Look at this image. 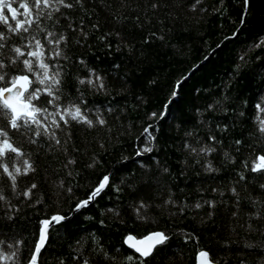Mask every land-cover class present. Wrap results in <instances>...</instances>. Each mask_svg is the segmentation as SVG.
<instances>
[{"label":"trees","instance_id":"1","mask_svg":"<svg viewBox=\"0 0 264 264\" xmlns=\"http://www.w3.org/2000/svg\"><path fill=\"white\" fill-rule=\"evenodd\" d=\"M28 2L31 6V0ZM152 2L85 0L87 14L79 8L65 11L74 27L83 18L86 36L67 29L63 19L62 27L55 29L65 30L68 37L66 91L72 90L75 77L83 78L91 68L104 75L112 95H92L81 86L89 105L103 112L106 126L88 129L73 122L70 139L58 133L62 144L51 150L47 143L36 149L19 141L32 153L36 172L21 178L18 190L23 191L32 182L37 187L30 197L17 199L5 182V195L21 211L14 221L7 222L6 209L0 206V239H22V258L34 242L39 221L60 212L67 219L51 228L49 242L42 250L43 264H57L58 257L64 258V264H74L77 240L84 243V255H89L90 234H95L116 257L114 264H120L123 256L134 252L124 243L125 236L142 237L152 230H164L170 237L152 264H195L196 253L202 248L210 250L218 264H261L264 259V205L254 206L249 199L264 200V190L258 187L264 176L249 172L245 181L236 183L241 161L252 158L253 150L258 153L264 148V144L249 138L256 124L255 105L264 104V51L251 48L257 36H264V0H250L247 12L241 0H223V7L220 0H202L196 11L190 10L195 0H156L160 5L157 10L150 7ZM214 7L220 11H213ZM204 8L207 11H201ZM113 13L127 18L118 21ZM242 17L245 24L239 22ZM97 22L98 27L93 29L92 24ZM44 23L51 27V21ZM0 30H4L3 25ZM161 35L163 40L159 39ZM245 51L246 63L236 73L239 56ZM226 95L229 99L218 107H227V113L204 110L208 102ZM108 107L113 108L111 113L106 111ZM240 111L245 113L243 117L238 115ZM152 112L160 115L153 118ZM201 121L213 129L216 124H228L229 128L215 131L222 144L216 146V152L206 157L202 154L201 164H195L182 145L185 140L195 144L193 138L185 136L186 131H195L207 142L209 129ZM148 125L152 127L145 134ZM149 135L156 137L151 141L153 150L144 153ZM235 139L242 140L239 152L235 151ZM138 149L141 155L136 154ZM223 151L230 152L235 162H226ZM69 159L75 163L69 164ZM205 159L217 171H205L201 166ZM163 167L169 169L168 174L160 171ZM145 173V179L151 177L152 187L139 182ZM132 174L137 181L135 190L125 188L114 193L106 189L76 211V202L86 199L104 175L119 183ZM232 187L239 193L238 206ZM169 191L176 204L158 207ZM140 197L151 205L147 220L138 219L131 207ZM37 200L40 202L35 203ZM207 200L214 201V206L205 204ZM197 202L202 205L199 209L192 207ZM181 204L188 206L183 212L178 211ZM110 208L114 211L108 212ZM257 211L260 216L253 215ZM208 212H212L210 219ZM185 233L193 238L185 241ZM91 264L108 262L93 257Z\"/></svg>","mask_w":264,"mask_h":264},{"label":"snow or ice","instance_id":"2","mask_svg":"<svg viewBox=\"0 0 264 264\" xmlns=\"http://www.w3.org/2000/svg\"><path fill=\"white\" fill-rule=\"evenodd\" d=\"M14 3H17V6H14ZM101 3H104V0H101ZM201 3L202 0H195L190 10L196 11L197 5ZM107 6L111 7V5ZM121 6L125 5L122 4ZM220 6L223 7V0H220ZM150 7L157 10L160 5L156 0H153ZM241 7L245 12L249 11L250 0H241ZM76 8L87 14L85 0H31V6L28 0H0V25L4 26V30H0V202H2L0 206L6 209L4 219L7 222L14 221L15 215L21 209L12 203L9 196L5 195V182L12 197L17 199L20 196L30 197L32 190L37 187L36 183L32 182L23 191L18 190L20 179L27 177L29 173L35 174L36 172V161L33 159L32 153L24 149L23 143L19 142L20 140L35 146L36 149L47 143L49 150H51L62 144L58 133L62 132L70 139L69 129L73 122L88 129L107 125L103 112L94 105L90 106L85 92L81 90V86H84L92 95H104L106 97L112 95L109 91L110 85L104 75L89 68L83 78L75 77L71 91H66L65 88L67 84V67L64 62L69 59L65 51L68 45V37L65 30L56 31L55 29L62 27L60 21L63 19L67 22V29L73 32L79 31L81 35L86 36L83 18H81V23L74 27V21L65 11ZM201 11H207V9L204 8ZM213 11L219 12L220 8L214 7ZM113 16L118 21L127 18L116 13H113ZM139 19V16H137L136 20L139 21ZM45 21H51V27H48L44 23ZM239 22L245 24L246 19L242 17ZM97 27L98 22L92 24L93 29ZM116 35H119V33ZM152 35H155V33H152ZM100 38L105 39L106 36ZM159 39L163 40L164 36L161 35ZM251 48L264 51V36H257ZM117 50H119V46H117ZM129 50L131 51V49ZM247 55L248 53L245 51L239 56L240 63L236 64V73H239L246 63ZM80 63L84 64L85 62L81 60ZM152 83H155V81ZM172 95H176V93L173 92ZM228 99L229 96L226 95L222 99L208 102L204 110L227 113V107L218 106L223 105L224 101ZM239 103L243 104L245 102L240 100ZM255 108L257 110L254 117L256 124L253 131L249 133V138L253 143L264 144V115H261L264 113V104L257 103ZM233 109H235V105H233ZM106 111L111 113L113 108L108 107ZM150 115L156 118L160 114L152 112ZM238 115L243 117L245 113L240 111ZM201 125L209 129L207 142L202 141L195 131H186L185 136L193 138L195 144L185 140L182 145L187 150V156L191 157L195 164H201L202 154L206 157L207 154L216 152V146L222 144V141L217 139L215 131L226 132L229 128L228 124H216L215 129H213L210 125H206L204 121H201ZM150 127L152 125L144 128L145 134L148 133ZM154 139L156 137L149 135L148 146L143 149L144 153L153 150L151 141ZM64 143L66 144L67 140ZM233 143L237 146L235 151L239 152L242 140L235 139ZM253 152L252 158H245L241 161L242 170L236 173L238 177L237 184L246 180L245 173L250 172L258 176H264V148L258 153L255 150ZM136 154L141 155V150L138 149ZM223 157L228 163L235 162V157L228 151H223ZM68 163L72 164L75 161L69 159ZM95 163L96 161H93V164ZM93 164H89L88 167H92ZM201 166L207 172L217 171L212 163L206 159ZM141 167L145 168L146 166L141 165ZM160 171L165 174L169 173L167 167L161 168ZM134 176L135 174H132L131 177L121 179L119 183H113L110 181L109 175H104L86 199L76 202L75 208L79 210L87 206L89 202L95 201L96 197L100 196L106 189L114 193H121L125 188L135 190L137 181ZM145 176H147V173L140 177L139 182L145 187H152L151 177L145 179ZM258 187L264 190V182L259 183ZM68 191H71V189H68ZM213 191H216V189H213ZM231 191L237 197L238 206L239 193L236 187H232ZM249 199L252 200L254 206L264 205V200L253 199L252 197H249ZM39 202V200L35 201V203ZM204 203L211 208L215 202L207 200ZM175 204L176 201L173 200L169 191L168 198L158 207L162 208L164 205ZM131 207L138 219H148L147 209L151 205L143 197L133 201ZM187 207V205L181 204L178 211L183 212ZM192 207L199 209L202 205L197 202ZM107 211L113 212L114 210L110 208ZM235 215L237 213L233 212V216ZM253 215L260 216L261 213L257 211ZM116 216L119 217L118 212ZM211 216L212 212H208L207 218L210 219ZM66 219L65 215L56 212L50 219L40 220L34 242L28 255L23 258L24 241L22 239H0V264H43L42 250L46 249V244L49 242L52 224L63 222ZM99 223L103 225L104 220L101 219ZM201 223H204V218L201 219ZM90 237L89 255H84V243L77 240L78 247L73 249L74 255L72 256L74 264H91L93 257H99L108 264H114L116 257L109 254L105 245L100 242L95 234H90ZM184 238L187 241L193 237L190 233H185ZM169 239V235L164 230L149 231L132 243L129 242L134 241L135 238L130 234L126 235L124 243L134 249V252L123 256L120 264H152L157 254L167 246ZM195 261L196 264H217V261L211 256L210 250L203 248L196 253ZM57 264H64V258L58 257ZM241 264H244V262L241 261ZM261 264H264V259L261 260Z\"/></svg>","mask_w":264,"mask_h":264},{"label":"water","instance_id":"3","mask_svg":"<svg viewBox=\"0 0 264 264\" xmlns=\"http://www.w3.org/2000/svg\"><path fill=\"white\" fill-rule=\"evenodd\" d=\"M93 202V201H92ZM91 202H89V204H90ZM76 211H77V209H76ZM58 223H54V224H52V226H51V228L53 227V226H55V225H57ZM51 228H50V230H51ZM133 236V235H132ZM134 238H135V240L134 241H131V242H129V243H132V242H135L136 240H139L140 239V237H135V236H133ZM126 244V243H125ZM128 247H129V245L128 244H126ZM130 248V247H129ZM132 249V248H131ZM133 251H134V249H132ZM195 264H196V261H195ZM218 264V263H217Z\"/></svg>","mask_w":264,"mask_h":264},{"label":"bare ground","instance_id":"4","mask_svg":"<svg viewBox=\"0 0 264 264\" xmlns=\"http://www.w3.org/2000/svg\"><path fill=\"white\" fill-rule=\"evenodd\" d=\"M134 236V235H133ZM136 237V236H135Z\"/></svg>","mask_w":264,"mask_h":264}]
</instances>
